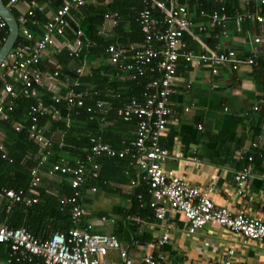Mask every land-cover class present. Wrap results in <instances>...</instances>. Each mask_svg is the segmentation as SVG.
<instances>
[{
	"label": "crops",
	"instance_id": "1",
	"mask_svg": "<svg viewBox=\"0 0 264 264\" xmlns=\"http://www.w3.org/2000/svg\"><path fill=\"white\" fill-rule=\"evenodd\" d=\"M160 1L167 2L171 7L172 0ZM192 1L188 5L191 6ZM210 1L216 5L211 12L224 7L227 18L221 24L212 18L204 19L197 14L201 4L192 3L193 38L189 39L188 49L198 55L207 47L218 51L233 49L240 57H252L255 62L254 64L244 62L236 71L221 65L219 74L214 75L210 66L180 58L170 102L172 113L160 138V143L168 152L164 166L167 170L185 176L192 184L212 187L211 194L216 204L227 206L235 213L264 218V149L259 151L251 148L253 141L264 143V22L261 23L255 18H245L240 25L236 22V14L246 10L262 13L264 16V6L256 9L257 4L249 6L237 0L235 8L236 5L233 6L230 0L232 6L228 8L229 0ZM91 2L109 4L116 1L91 0ZM185 2L186 0L183 1ZM50 9L53 8L48 7L46 11ZM201 26H204V29L201 30ZM111 32L110 27L105 33L108 36ZM256 37H261L262 40L255 42ZM90 72L88 70L86 75ZM91 87L95 90V86L89 83L83 86V89L89 92ZM53 88L49 86L51 91ZM113 90L108 88L106 94ZM91 92L98 94L99 91ZM99 100H103L106 105L105 119L98 115L99 120L103 122L102 126H98L96 131L92 130L88 137L101 140L117 150L126 151L124 157L103 154L90 162L86 158L90 148L87 149L85 146L80 149L72 148L74 145L68 144L64 139L62 128L53 127L51 124L53 120L51 115L43 124L47 136L56 141L53 153L59 148L58 159H83L90 172L95 170L94 162L99 166L95 178L85 179L80 188V205L86 211L81 216V218L84 216L85 220L83 218L82 221L80 218V226L93 223L94 231L115 234L137 264H142V258L149 252L163 253L167 264L222 262L227 256L228 248L234 249L231 256L232 264H264V243L230 229L207 224L197 232L188 234L189 222L183 214L160 220L152 209L143 216L138 214V211L131 212L134 206L132 193L136 188L145 190L144 187L148 185L142 178L137 184L132 185V179L139 177V168L132 156L133 149L127 148L137 128V120H123V124L114 123L108 115L113 107L111 100L100 98L97 102ZM117 107L118 105L116 113ZM72 120L71 117L67 118L68 126ZM3 124L0 117V143L6 146L9 154ZM17 124H21L22 128L24 126L19 121L15 126ZM200 125L202 128H199ZM72 149L80 152L81 156L72 155ZM44 151L43 148L37 147L36 157L39 160L40 154ZM52 163L54 161L39 163L33 166L31 171L37 168L40 174L46 177L44 181L42 178L40 187L50 184L49 191L58 192V186L55 182H50V179L58 178L68 185L71 183L68 177L61 174L50 175ZM245 168H251L253 173L242 187L241 193L234 176ZM100 174L104 176L103 182L96 180ZM3 187L8 186L3 185L0 190ZM94 187L96 190H93ZM149 195L152 201V195ZM4 200L7 199L0 197V205ZM103 216L107 219L103 220ZM0 223L8 225V219H3ZM57 226L53 221L49 224L48 237L55 231L65 229H57ZM166 233L169 234V238L164 241L162 238ZM39 234L41 235H38L39 238H48L42 236L41 232ZM106 259L113 264L120 263V251L111 249Z\"/></svg>",
	"mask_w": 264,
	"mask_h": 264
},
{
	"label": "built area",
	"instance_id": "2",
	"mask_svg": "<svg viewBox=\"0 0 264 264\" xmlns=\"http://www.w3.org/2000/svg\"><path fill=\"white\" fill-rule=\"evenodd\" d=\"M4 1L11 10L17 11L18 15L15 16L19 24L18 38L0 64V117L6 119L21 96L30 97L38 94L36 85H48L57 89L58 73L42 72L34 68V63L42 60L44 56L53 57L62 50L75 55L83 52L85 43L83 35L86 32L80 24L77 27L72 25L71 19L75 18L72 9L91 0H63L60 7L49 11H46L48 6L46 7L39 0ZM190 1L186 0L183 3L172 0L169 7L165 1L143 0L146 5L140 14L145 32L143 44H132L127 48L110 44L107 48L109 62L118 64L122 70L133 72L134 74L131 75L133 78L145 76L148 72H157V75L147 83V89L142 96L129 98L117 107L119 119L137 120V128L127 148L133 149L132 156L139 168V177L132 179V185L137 184L140 178L146 180L153 198L151 206L154 207L157 218L162 220L185 215L189 222L188 234L212 224L264 243L263 217L235 213L227 206L216 204L211 194L212 187L192 184L185 176L167 170L164 166L168 152L160 143V138L172 113L170 102L180 58L183 57L199 65L206 64L211 67L214 75L219 74L221 65L236 71L244 62L248 64L255 62L252 57H240L233 49L218 51L207 47L199 55L188 49L183 36L186 33L193 35L192 21L188 16ZM238 1L249 6L257 4L256 9L264 6V0ZM37 9L46 11L48 16L42 30L32 29L29 23L30 18L36 16ZM155 9H160L164 13V19L168 24V27L160 32H154L158 28V21L153 18ZM201 13L207 15L205 10H201ZM211 14L210 18L218 24L223 23L227 18L224 7ZM118 17L117 12H107L100 34H106L109 26L118 22ZM245 18H255L261 23L264 22L262 13L246 10L236 14L237 24L240 25ZM32 22L34 25L37 23L35 20ZM8 28L7 21L0 15V29L6 31ZM200 29H204V26ZM69 30L76 34L74 39L69 35ZM7 38L8 34L3 36V43ZM261 40V37L254 39L255 42ZM154 59H158L155 64ZM88 70L90 72V69L84 65L77 69L80 75H85ZM119 78L124 80L127 74L119 73ZM83 84L82 81L75 80L67 94L68 102L76 107L86 106L85 97L89 92L80 89L83 88ZM55 96L56 102H59L61 98L57 94ZM86 108L105 119L107 109L103 100ZM29 113V137L45 150L39 156L40 164H44L49 160L52 140L47 136L45 126L38 123L39 116L48 114L58 119L60 113L56 108L45 104L41 98L37 105H32ZM21 128V124L16 125V129ZM199 128H202L201 125ZM91 142L90 150L86 153V158L90 162L103 154L119 157H124L126 154V151L117 150L101 140L92 138ZM251 148L264 149V143L253 141ZM0 158L10 159L3 143H0ZM93 167L95 170L90 172L83 159L59 158L52 163L49 171L50 175L58 173L69 178L75 192L65 201L71 204V213L76 222L86 212L79 203L80 188L85 179H92L97 175L98 164L94 162ZM252 173L251 168H245L235 174L234 178L241 193L242 187ZM31 175L28 190L36 194L37 187L42 182V175L37 168L32 169ZM93 190H96V187ZM0 197L8 200V210L16 202L26 205L37 202V197L25 194L24 189L10 187H3L0 190ZM102 219L106 220L107 217L103 216ZM93 227V223H88L85 226L72 227L67 232L57 231L48 238H39L25 227H11L0 223V242L11 244L18 264H113L106 259L111 249L120 251L121 262L118 264H137L115 234L96 232ZM168 238L169 234L166 233L162 239L166 241ZM233 254L234 249L228 248L224 261H213L210 264H232ZM142 264H167V262L163 253L149 252L142 258Z\"/></svg>",
	"mask_w": 264,
	"mask_h": 264
},
{
	"label": "trees",
	"instance_id": "3",
	"mask_svg": "<svg viewBox=\"0 0 264 264\" xmlns=\"http://www.w3.org/2000/svg\"><path fill=\"white\" fill-rule=\"evenodd\" d=\"M39 1L47 4L49 8H57L63 4V0ZM115 1L116 2H111L109 4H95L89 1L84 5L72 9V14L75 17L71 19L72 25L77 27L80 24L86 32L83 35L85 41L83 52L80 53V55H75L67 50H62L55 53L53 57L44 56L42 60L34 63V68L42 72L56 71L58 73L59 85H57V89L53 88L51 91L48 85H36L38 94L30 97L21 96L17 104L10 110L9 117L6 119L2 118L4 130L8 139V156L10 159L0 158V187L6 185L14 189H24L25 194L37 197V202L31 205H26L21 202L13 203L10 210H7V200L2 201L3 204L0 205V221L2 222L3 219H8L7 224L11 227H25L36 236H41L39 234V232H41L42 236L48 237V235H50L48 226L52 221L56 222L58 225L57 229L65 228L64 230L58 231L67 232L72 227L80 226V220L76 222L72 216L71 204L65 201L75 192L71 184H69V186L62 180L53 178L50 179V182L53 181L56 183L58 192L49 191L51 188L50 184L45 187L38 186L36 194L30 193L28 190L31 168L40 163V160L36 157L37 147L39 145L29 137V112L32 105H37L41 98L45 104L56 108L60 113V117L58 119L53 118L51 123L53 127L57 126L62 128L64 131V139L68 141V144L72 143V145H74L72 148L78 149L79 147L80 149V147L85 146L88 149L91 147L92 143L91 139L88 137L89 133L92 130L96 131L98 126H102L103 122L99 120V114L96 115L88 111L86 106H89V104L93 106L96 105L97 100L100 98L110 99L113 107H111V111L109 110V117L114 123L122 122L123 120L119 119L117 116L116 106L125 103L129 98L142 96L147 89V83L157 75V72H148L145 76L133 78L131 77V75L134 74L133 72L122 70L119 68L118 64L109 62L107 48L110 44H116L123 48L125 46L129 47L132 44H143L145 40V32L143 31L144 25L141 22L142 18L140 15L146 7L143 0ZM180 1L183 2L184 0ZM229 1L227 2L228 8L232 5H236L235 8L237 7V0H231L232 5L231 1ZM196 2L201 4L200 8L197 10V14L204 19L210 18L212 9L216 7L214 2L210 0H193L191 6L190 4L188 5V16L191 21L192 3L196 4ZM201 9L208 11L207 15L202 14ZM12 11L16 16L18 15L16 10L13 9ZM109 11H118L119 17L118 22L110 26L112 32L107 36L103 33L100 34V32L104 24L105 13ZM154 12L153 18L158 21V28L155 29L154 32L165 30L168 24L164 19V13L161 12L160 9H155ZM33 20L37 22L36 25L33 24ZM47 20L48 16L46 11L37 9L36 16L29 20L30 27L32 29L38 28L42 30ZM68 32L72 39L76 37V34H73L72 30ZM7 34L9 35V28L6 31L0 29V48L3 45V36ZM192 38L193 36L189 33L183 36V40L186 41L188 46L189 39ZM157 61L158 59H154V64ZM95 64H97L96 67L91 69ZM83 65L87 69H91L88 75L85 74L86 76L80 75L77 71V69ZM119 73L127 74V78L120 80ZM77 79L85 83L83 86H87L89 83L95 86V90L99 91L98 94H95L91 92L95 90H93L92 87L90 88L91 91H89L88 96L85 97L86 106L84 107H76L67 100L70 87ZM108 88L114 90L110 92V94H106ZM80 89L86 90L83 88ZM56 94L61 98L59 102H56ZM76 110L78 112H76ZM48 116L47 114H40L38 123L43 125L49 119ZM70 117L73 120L68 126L66 121L67 118ZM18 121L24 125L23 128L19 130L16 129L15 126V123ZM54 141L53 139L50 150L51 153L49 154L50 157L47 163H49V161L55 162L56 159L58 160L59 148H56L55 153H53V148L56 147V141ZM71 154L81 156L80 152H76V150H73ZM41 175L44 181L46 177L43 176V174ZM103 177V174H100L96 180H99L98 182H103ZM144 188L145 190L136 188L132 193L134 206L131 212L138 211V214L142 216L150 209L155 212L149 199V186L147 185ZM83 218L85 220L83 216L81 218L82 221ZM60 224H62L61 227L63 228H59ZM15 257L11 244L0 242V264H18Z\"/></svg>",
	"mask_w": 264,
	"mask_h": 264
},
{
	"label": "water",
	"instance_id": "4",
	"mask_svg": "<svg viewBox=\"0 0 264 264\" xmlns=\"http://www.w3.org/2000/svg\"><path fill=\"white\" fill-rule=\"evenodd\" d=\"M0 15L7 21L9 27V35L7 40L0 48V64L7 56V53L16 42L19 35V24L15 14L7 6L4 0H0Z\"/></svg>",
	"mask_w": 264,
	"mask_h": 264
},
{
	"label": "clouds",
	"instance_id": "5",
	"mask_svg": "<svg viewBox=\"0 0 264 264\" xmlns=\"http://www.w3.org/2000/svg\"><path fill=\"white\" fill-rule=\"evenodd\" d=\"M12 11V10H11ZM13 12V11H12Z\"/></svg>",
	"mask_w": 264,
	"mask_h": 264
}]
</instances>
